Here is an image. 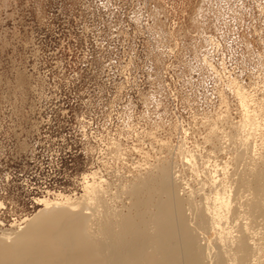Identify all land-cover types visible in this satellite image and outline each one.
I'll use <instances>...</instances> for the list:
<instances>
[{"label": "rangeland", "instance_id": "obj_1", "mask_svg": "<svg viewBox=\"0 0 264 264\" xmlns=\"http://www.w3.org/2000/svg\"><path fill=\"white\" fill-rule=\"evenodd\" d=\"M238 91L262 115L264 0H0V235L147 162L195 187L243 133Z\"/></svg>", "mask_w": 264, "mask_h": 264}, {"label": "bare ground", "instance_id": "obj_2", "mask_svg": "<svg viewBox=\"0 0 264 264\" xmlns=\"http://www.w3.org/2000/svg\"><path fill=\"white\" fill-rule=\"evenodd\" d=\"M237 95L243 133L195 187L165 159L139 164L116 192L87 179L78 200L39 199L24 227L0 235V264H264V111Z\"/></svg>", "mask_w": 264, "mask_h": 264}]
</instances>
